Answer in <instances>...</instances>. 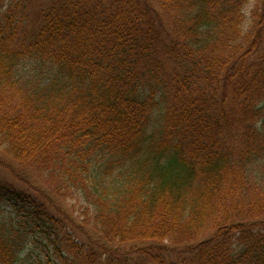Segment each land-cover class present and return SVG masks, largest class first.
Wrapping results in <instances>:
<instances>
[{"label": "trees", "instance_id": "obj_1", "mask_svg": "<svg viewBox=\"0 0 264 264\" xmlns=\"http://www.w3.org/2000/svg\"><path fill=\"white\" fill-rule=\"evenodd\" d=\"M154 1L0 0V264H264V0Z\"/></svg>", "mask_w": 264, "mask_h": 264}, {"label": "rangeland", "instance_id": "obj_2", "mask_svg": "<svg viewBox=\"0 0 264 264\" xmlns=\"http://www.w3.org/2000/svg\"><path fill=\"white\" fill-rule=\"evenodd\" d=\"M52 2L54 0H35V10H38L40 6H42V3L48 5V2ZM152 3L156 4V2L154 0H150ZM256 3H258L256 0H251L248 5L246 6L245 14L247 16V21L243 26V35L250 33L251 28H252V20H251V12L252 10L255 8ZM156 10L158 11L156 17L158 20H160V15L162 16L161 18H165L164 14L162 11H159L158 7H155ZM264 11V10H263ZM165 26H167V30L168 33L172 34H176V38H177V33H176V29L175 26L172 24L171 21L169 20H165ZM31 26L28 27L29 32L27 33V37L30 38L32 37V31H33V27L36 25H39L37 23V21L35 22H30ZM34 24V25H32ZM35 26V28H36ZM240 65V64H239ZM238 67V66H237ZM237 67H235L236 69H238ZM241 99V98H240ZM229 104L231 105V98L229 97L228 99ZM256 105H258V114L256 115V118L253 119L251 122H249L248 124L241 122L243 115L238 112L236 114H234V116L236 117L238 123H234L233 128L235 132H238L241 135L246 134L247 132H249L248 128L249 126H253V128L255 130L259 129L264 131V99L261 100L259 103H257ZM238 107H240V105L238 104ZM262 121V122H261ZM247 126V127H246ZM258 131V130H257ZM264 133V132H262ZM256 134V136H262V138L264 139V135L261 134H257L254 131V135ZM261 145H264L263 143H260ZM31 174H33L34 178L36 179L37 183H38V187H43V190H45L47 194H50V197L52 199V202H55L56 204H49L51 208H57V211H60L61 214H63L62 212L68 213V215L70 214V216H72L76 222H80L81 218L79 217V215L82 214V212L80 211L81 206H77L74 202H68L67 200L64 199H60L57 198L56 195H54L51 192V188L48 186V184L46 183L45 179L42 178L41 176L35 174V172H31ZM11 173L9 171H7V168H5L4 166L0 165V180L3 181H9L11 180ZM41 189V188H40ZM4 214L5 217L7 218V221L9 223H14L15 225H18V223H24L25 218L22 215H18L15 212H12V209L9 207L4 206ZM49 211V209H47V212ZM56 217H59V215H56ZM24 227V226H22ZM37 238L41 241L40 243L35 240L36 238H34V240H32L33 236L35 235H30L29 236V241L28 242V250L27 252L33 256L34 258V262L35 264H37L36 262L38 261V259H43L45 253H48V251L52 250L53 248V244L50 241L46 240L45 234H41L38 233L36 234ZM31 237V239H30Z\"/></svg>", "mask_w": 264, "mask_h": 264}]
</instances>
